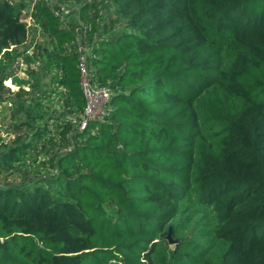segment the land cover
I'll return each mask as SVG.
<instances>
[{
  "label": "trees",
  "instance_id": "16d2710c",
  "mask_svg": "<svg viewBox=\"0 0 264 264\" xmlns=\"http://www.w3.org/2000/svg\"><path fill=\"white\" fill-rule=\"evenodd\" d=\"M110 1L123 26L88 56L94 82L113 91L108 114L82 130L60 126L68 149L48 158L53 175L0 187V264H146L188 192L212 213L226 247L209 254L180 237L172 264H264V0ZM93 5L78 10L83 21ZM36 6L46 41L24 60L41 63L38 76L55 69L69 111L81 112L77 54L67 46L74 31ZM19 11L0 0V69L27 41ZM6 78L39 87L34 76L3 74L0 102ZM26 115L18 123L39 140L47 123L34 124L39 110ZM25 143L2 160L16 161Z\"/></svg>",
  "mask_w": 264,
  "mask_h": 264
},
{
  "label": "rangeland",
  "instance_id": "374dc122",
  "mask_svg": "<svg viewBox=\"0 0 264 264\" xmlns=\"http://www.w3.org/2000/svg\"><path fill=\"white\" fill-rule=\"evenodd\" d=\"M11 2L20 9V18L28 24V29H30L32 27L31 18L34 20L33 14L36 13L37 15V11H39L36 3H40V0H28L27 2L11 0ZM41 2L42 4L45 3L51 10L53 9L54 13L57 12L61 20L60 26L65 30L74 31L77 39L80 35H85L88 41V31L91 24H95L98 28L92 34H95L96 38L91 37L88 42L89 47L91 44L97 43L100 38L108 37L113 31L123 26V21L115 20L114 5L110 0H62L61 2L58 0H41ZM84 2H88V5L94 4L88 7L85 21L78 14V10ZM55 6L57 9H55ZM35 23L38 24V22ZM33 29L35 30L34 37L30 38V43L35 44L36 42L37 47L41 46L42 43L39 42V39L45 38L46 41V37L42 33L44 30L39 26L33 27ZM29 36H31V32L28 34L27 40ZM28 45L29 43L14 47L17 53L15 59L7 67L0 69V77L3 74H11V76L13 75L19 79L31 80L34 76L33 84L39 86L38 89L32 88L30 84L19 87L18 84L12 82L11 78H6L3 81L5 89L2 92L3 100L0 102V187L33 186V184L40 182L42 178L53 175L54 170L50 167L48 158L51 154L68 149V145L64 146L65 142L63 143V139L60 137V126L65 121H70L77 126V119L81 114V112L71 113L69 111L66 103V100L69 101L67 91L57 80L59 74L54 75L55 69L44 70L45 74L42 72L38 76L41 63L36 65L26 63L25 56L33 54L37 48L30 47V51H27L26 46ZM49 46L50 44L47 45V47ZM67 46L68 51H74L77 48L75 43ZM11 49L10 47L8 50ZM52 54L56 55L58 53L54 51ZM90 71L95 73L94 66ZM20 88L26 91L25 94H18ZM36 102H39L38 106L34 105ZM21 104L22 109H20ZM38 110L41 119L34 124L42 125L44 121L47 123L46 133L39 140L31 138V129L28 126L18 123L19 121L27 122L29 118L26 114L29 112L36 113ZM29 140H31V143ZM68 141L70 142L71 138ZM21 142H26L27 148L18 154V159L16 161H3L2 154L14 144ZM43 146H45V152ZM41 184L47 186L46 183ZM216 223L212 213L201 208L195 195L188 192L181 199L180 210L173 220L172 237L178 240L180 237L183 238L189 249L194 247V250L203 249L209 254L219 253L226 245L221 240V234ZM152 243L154 248L152 249L151 259H146V264H172L168 258L174 244H169L159 237L153 239Z\"/></svg>",
  "mask_w": 264,
  "mask_h": 264
},
{
  "label": "built area",
  "instance_id": "2783aa9c",
  "mask_svg": "<svg viewBox=\"0 0 264 264\" xmlns=\"http://www.w3.org/2000/svg\"><path fill=\"white\" fill-rule=\"evenodd\" d=\"M57 15V12H55ZM77 68L79 71V86L84 96L85 104L77 119L78 130H82L93 120H103L109 111V102L113 95L110 87L98 85L90 73L88 56L90 47L85 35L75 37Z\"/></svg>",
  "mask_w": 264,
  "mask_h": 264
},
{
  "label": "crops",
  "instance_id": "0c3cea01",
  "mask_svg": "<svg viewBox=\"0 0 264 264\" xmlns=\"http://www.w3.org/2000/svg\"><path fill=\"white\" fill-rule=\"evenodd\" d=\"M31 16H32V15H31ZM29 18H30V17H29ZM31 20H32V21H31V25H32V27H31L30 29H28L29 33L31 32V36H29V39L24 43V45L27 44V43H29V45L26 47V48H28L27 51H30V50H29L30 47H31V48H34V46H35V44H36V42H35V44H31V43H30V38H33V37H34V31H35V30L33 29V27H36V26H37V27H38V26L40 27V24H39V20H38V19H35V18H34V20H33V18H31ZM35 22H38V24H36ZM25 23H26V22H25ZM27 27H29L28 24H27ZM32 32H33V33H32ZM37 37L39 38V35H38ZM39 42L43 43V38H40V39H39ZM49 56H50V55H48V57H49Z\"/></svg>",
  "mask_w": 264,
  "mask_h": 264
},
{
  "label": "water",
  "instance_id": "95a60500",
  "mask_svg": "<svg viewBox=\"0 0 264 264\" xmlns=\"http://www.w3.org/2000/svg\"><path fill=\"white\" fill-rule=\"evenodd\" d=\"M165 239L166 241L169 243V244H175L178 242V239H175L172 237V233H171V230L170 228L168 229V232L166 233L165 235Z\"/></svg>",
  "mask_w": 264,
  "mask_h": 264
}]
</instances>
